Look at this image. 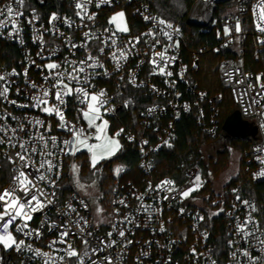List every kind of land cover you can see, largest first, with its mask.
Here are the masks:
<instances>
[{
  "label": "built area",
  "instance_id": "built-area-1",
  "mask_svg": "<svg viewBox=\"0 0 264 264\" xmlns=\"http://www.w3.org/2000/svg\"><path fill=\"white\" fill-rule=\"evenodd\" d=\"M230 1L233 5L218 21L214 20L216 5ZM77 2L79 0L70 1L69 11L51 10L46 13L31 7L29 0H24L22 7L15 0H0V9L6 10L7 6H11L14 12L23 13L10 18L5 11L0 16V23L6 24L0 27V45L5 43L13 49L6 55L9 63H0V75L6 77L9 89L7 99L0 97V117H6L0 119V125L17 129L11 143L8 142V137L12 136L9 131L4 137L5 143L0 144V193L14 187L15 169L23 164L15 154L21 151L18 144L26 143L29 150L33 146L37 148V153L32 155L33 166L25 170L30 173L28 178L32 180L44 173L48 179L36 181V184L47 194L41 199L45 202L51 200L43 209L29 213L31 219L26 221L27 227L23 231L16 230L17 225L25 223L20 218L10 226L9 231L14 238L24 241L19 250L11 247V256L17 264H46V261L47 264H80L81 259L83 264H212L213 261L215 264H252L250 258H257L256 264H264V250L257 239L264 237L256 232L245 239L238 231L251 214L260 225V231L264 232V223L253 199L244 197L234 188L227 199L218 196L213 201V205L225 204L221 213L226 222V252L219 259L213 253L211 232L205 225V208L192 199V195L203 187L201 174L190 170L181 184L171 178L155 180L156 168L152 156L176 140L175 125L183 115L197 110V124L211 138L218 135L220 126L217 103L223 99V94L211 96L190 80V67L185 59L187 43L181 23L169 22L155 15L151 6L142 0H111L110 3L92 0L87 5V13L94 14V19H82L76 14L79 11ZM97 3H100L99 7ZM260 3L261 0H196L188 12L189 22L212 32V39L203 44L198 52L192 53L196 64L199 56L207 50H230L234 54L220 61L219 79L222 86L230 91L235 111L243 121L256 128L255 138L250 137L253 147L249 160L251 178L255 183H264V175H261L264 173V94L261 92L264 72L248 70L243 55L248 18L258 47L253 54L254 60L260 61L264 51V32L257 27L258 24L264 27V21L259 19L257 5ZM121 8L129 12V19L133 16L136 20L129 21L128 33L117 31L110 23L111 13ZM53 14L57 19H51ZM13 18L15 29L11 23ZM160 20H164L165 24H160ZM237 22L240 25L238 32L235 30ZM166 24L173 27L168 28ZM112 32L116 33V44L112 45L110 40L104 44L103 41ZM85 33L95 34V38L86 39ZM164 33L171 34V39ZM137 37L140 38L138 42ZM120 51L126 53V58L119 57ZM114 52L118 59L113 57ZM160 52H165L164 60L156 55ZM89 54L98 58L102 67L88 68L90 86L83 83L80 86L88 87L92 94L104 93L102 99L106 103L101 110L110 120L111 132L120 140L134 143L140 155L139 183L125 182L117 177L110 206L102 212L103 219L98 225L92 219V210L84 196L76 192L68 196L62 193L65 164L70 161V151L61 152L60 149L66 147L65 141L70 142L67 148H71L74 140L72 132L61 127V120L55 112H44L42 108L45 105L36 107L34 100L48 90L47 106L57 105L52 77L57 72L71 71ZM153 59L157 61L156 65L151 63ZM165 61V70L171 72V76L159 72ZM50 63L60 67L48 69L46 65ZM79 75L83 81L85 73ZM4 84L0 81V85ZM71 86L75 88L78 85L72 81ZM124 86L145 90L156 100L141 112L138 132L120 125L119 109L122 106L119 100L124 94ZM85 108L86 105L75 94L65 97V103L60 105L64 121L84 128L88 140H93L95 128L89 129L87 120L81 114V109ZM114 123L119 126L114 127ZM21 125L23 130H20ZM118 132L119 136L116 135ZM41 134L47 140L46 149L43 143L30 139ZM52 137L56 138L55 144ZM12 144L17 146L12 147ZM41 150L54 155L42 157ZM9 157L16 163L11 162ZM42 159L52 161L54 168L51 172L45 171L47 165L40 172L36 171ZM120 167L126 171L124 166ZM197 175L200 176L199 188L183 198L182 191L196 186ZM50 180L54 184L49 183ZM165 181L172 183L164 184ZM16 195L23 196L18 190ZM244 201L254 205L255 211ZM2 211L3 205L0 204ZM252 227L248 223L246 230L251 231ZM120 231H124L123 237L119 235ZM62 232L69 234L62 237ZM109 233L112 235L109 236ZM112 241L116 243L112 244ZM37 250L40 255L36 254ZM71 250H75L78 257L68 256L67 252ZM245 250L249 256L242 254Z\"/></svg>",
  "mask_w": 264,
  "mask_h": 264
},
{
  "label": "trees",
  "instance_id": "trees-1",
  "mask_svg": "<svg viewBox=\"0 0 264 264\" xmlns=\"http://www.w3.org/2000/svg\"><path fill=\"white\" fill-rule=\"evenodd\" d=\"M71 0H29L31 7L48 13L51 10L59 12L70 10ZM151 6L153 13L169 22H179L183 26L185 32V40L187 48L185 50V59L189 64V78L193 83H196L200 88L208 91L211 96H216L218 93L223 94V99L218 101L219 107V132L215 138L205 134L197 124L198 113L193 110L190 114H185L176 122L175 130L177 134L176 140L171 144V147L163 148L158 153L152 156L155 164V180L171 178L176 183L181 184L186 180V173L189 169L199 166L202 169L203 177L205 178L204 186L198 192L192 195V199L202 193H208L204 197V201L208 208H223L225 204H212L214 191L212 182L217 180L218 168L226 165V155L228 154L227 144L236 141L240 149V172L227 182L224 187L225 198L227 199L231 190L237 188L241 195L253 199L257 205L259 216L264 223V183H255L251 178L249 160L252 155L253 141L250 138H225L224 127L235 114V106L230 94V91L224 88L219 79V63L224 57L234 55L230 50H220L213 52L205 51L199 56L198 63L192 59V53L207 44L206 42L212 39V32L205 31L195 24L188 21V12L196 0H142ZM233 5V1L219 3L216 5L213 18L218 21L225 13L228 7ZM130 21H136L130 16ZM247 19L245 31L247 32L245 40V53L243 55L245 67L252 71H264V51L260 61H255L253 58L254 52L257 50V44L252 33V26ZM208 48V47H207ZM13 51L7 44L0 45V63L8 64L7 53ZM124 94L120 98L121 108L119 114L121 117L120 125L123 124L128 128L139 131V120L141 112L145 108L155 103L156 100L145 90L124 86ZM125 102L128 103L125 106ZM114 127L119 126L114 123ZM121 148L118 154L107 161H103L96 167H91L88 156L85 152H81L73 157V161L79 165V174L83 181H95L97 183L102 198L100 202L108 209L110 206L112 189L118 178L115 176L114 167L120 162L126 168V174L122 176V181L139 183L140 170L138 167L140 155L137 146L134 143H129L121 138ZM222 141L223 147L216 152L215 159H208L206 162L202 157V148L206 145H212ZM70 161L65 164V173L62 183V193L68 196L72 193H78L77 190L68 185L71 178ZM220 172V171H219ZM203 208H206L203 205ZM206 215L205 225L209 228L212 236L213 253L220 259L222 254L226 252V222L221 212L212 216L207 214V210H203ZM1 264H17L11 256L10 251L2 250Z\"/></svg>",
  "mask_w": 264,
  "mask_h": 264
},
{
  "label": "snow or ice",
  "instance_id": "snow-or-ice-1",
  "mask_svg": "<svg viewBox=\"0 0 264 264\" xmlns=\"http://www.w3.org/2000/svg\"><path fill=\"white\" fill-rule=\"evenodd\" d=\"M92 0H79V2L76 3V8L79 10L76 14L77 16H80L82 19L85 17L88 20L94 19V14L89 15L87 13V5L90 4ZM111 0H100V3H110ZM15 3H17L20 7L24 5V0H15ZM100 3H97V7L100 6ZM259 8V19L261 21H264V0H261V3L257 5ZM6 11V14L11 18V17H19L23 13L20 11H15L11 6H7L6 10L5 9H0V16L4 15ZM124 18V13L120 12L113 16L111 18L110 22H116V21H123ZM147 18V17H146ZM52 20L57 19L55 14L51 17ZM12 26L15 29L16 23L15 19L13 18L11 20ZM160 24H165L164 20L159 21ZM6 24L0 23V27H5ZM166 27L172 28L173 26L171 24H166ZM259 30L261 32H264V27H262L260 24L257 25ZM116 28L118 31L122 32H127L129 29L124 26L121 27V25L118 23L116 25ZM237 32L240 31V25L237 22L236 29ZM105 31H109L108 29H105ZM225 32H228V29H225ZM11 35V33H10ZM164 35L168 36L169 39H171V34L169 33H164ZM116 33L112 32L111 35L103 41L104 44H107L108 41H111L112 45L116 44V39H115ZM86 39H91L95 38V34L92 33H85ZM139 37L136 38V41H139ZM157 43L159 41H156ZM131 43V42H130ZM72 47H78L77 45H71ZM86 46V45H85ZM100 51H103V48L100 49ZM166 51V50H165ZM158 57H160L161 60H164L165 57V52H160L156 54ZM113 57L117 58V54L114 52ZM119 57L126 58V53L124 51L119 52ZM171 59H174L171 58ZM91 62V63H89ZM154 65L157 64V61L153 59L151 61ZM167 61H165V66L159 67V72L160 74L168 75L171 76V72H166L165 67H166ZM46 67L48 69H58L60 65L55 64V63H50L47 64ZM96 67H102V65H99L98 63V58L93 57L91 54L88 55V57L85 60H82L79 62L78 65H74L71 69V71L68 72H57L55 75L52 77L55 81V83L52 85V88L56 89L55 91V99L58 102L57 105L55 106H47L48 105V100L47 97L49 96V91L45 90L43 91L41 96L34 97L35 100V106L40 107L41 105H45V107L42 108L44 112H47L51 114L52 112H55L60 120H61V127L68 128L69 131L72 132L74 141L77 142V145L83 144L85 147L88 148L90 152L93 153L91 160H92V165L95 167L97 163V156L95 152L93 151L97 147H101L95 144H88L87 140L89 139V136L86 134V130L84 128H77L74 125H69L67 122L64 121V116L63 113L60 110V105H63L65 103V97L71 96L73 94L77 95L80 99V102L82 104L86 105L85 109H81V114L85 120L88 122V127L89 129L95 128V139L96 140H101L102 139V133H104L105 128L107 127L108 121L103 120L102 123L100 124H95V120H102V115L100 112V109L104 107L106 101L102 99L104 96L103 92H100L99 94H92L88 91V87H83L80 86L82 83L84 85H89V73H87L88 68H96ZM79 73H85V76L83 78V81L81 80V77ZM14 74V73H13ZM257 79H261L260 77H257ZM67 80V83L65 82ZM0 81H4V85H0V97H3L4 99H7V93L9 91L7 87V80L6 77L3 75H0ZM72 81H76L77 87L73 88L71 86ZM35 87V86H34ZM261 92L264 94V84L261 85ZM11 103L15 104V101H11ZM105 111H108V109H105ZM151 111V110H150ZM0 119H6V117H0ZM36 124H40V121H36ZM20 130H23V126H20ZM9 131H11L12 136L8 137V142L11 143L13 136H15V133L17 129H9L7 125H0V133H3L2 136H0V144L5 143V136H8ZM122 131V130H121ZM119 132L116 133L117 136H119ZM30 139L41 142L44 144L45 149L47 148V140L45 139L44 135L41 134L39 137H30ZM53 143L55 144V137L51 138ZM103 139L106 142L105 151H108L109 155L115 154V151L119 149L120 145L119 142L116 139H108L107 137H103ZM69 141H65V148L60 149L61 152L64 151H70L72 154H75V151L78 150V146H73L72 148H67V145H69ZM17 145L12 144V147H16ZM19 148L21 149L20 152H17L15 154L16 159L19 161L23 162L22 165L17 167L15 171L17 172V175L13 177L14 179V187L9 190L6 189L3 191V193H0V204L3 205V211L0 212V228H2V232H0V244H2L4 247H13L15 246L17 250L20 249L21 245L24 244V241H17L14 236L11 234L9 231L10 226L13 225L14 221L17 220V218H20L21 220L25 221V223L21 225H17V231H23L27 227L26 221L31 219V216L29 215L30 212H36L38 210L43 209L44 207L47 206V204L51 203V200H47L45 202L42 200V197H45L47 194L44 193L41 189L37 187L36 181H44L48 179V177L44 173H40L38 176H36L34 179L30 180L28 176L30 175L29 172H26V169H30L34 161H32V155L37 153V148L35 146L31 147L29 150V147L26 146V143H19L18 144ZM171 147V145H169ZM42 157H48L54 155V153L47 152L45 150H41L40 152ZM10 161L13 163H16V160L13 158L9 157ZM45 165H47V168L45 169ZM54 168V165L50 159H42V162L39 165V168L36 169L37 172H40L41 169H45L46 172H51ZM76 166H73V171H76ZM119 171V170H117ZM261 175H264V173H261ZM196 180V186L192 188H188L184 191L181 192V196L183 198H187L190 196V194L194 191H196L199 186H200V176L197 175L195 177ZM49 183H53L54 181H49ZM164 184H171V181H165L163 182ZM159 187V186H158ZM20 191L23 196H18L16 195V192ZM123 203V201H121ZM243 203L248 204L250 208H252V211H255V206L249 204L248 201H244ZM102 211V209H98V212ZM202 219V217L200 218ZM251 223L252 224V230L248 231L247 229V224ZM238 231L243 234L244 238L247 239L249 236H254L256 232H260V235L264 237V232L260 231V225L256 223L255 220L252 219L251 214L249 215V218L247 221H245L243 226H240L238 228ZM31 233H26V235H30ZM39 235V233H36ZM69 233L68 232H62L61 236H67ZM90 235V233H89ZM109 236L112 235V233L108 234ZM119 235L123 237L125 235L124 231H120ZM258 243L261 245L262 250H264V239L257 238ZM63 242V241H61ZM85 243H87V240H85ZM112 244H115V241L111 242ZM110 246V245H109ZM31 250V249H30ZM98 250V249H95ZM37 255H40L39 251L37 250ZM244 256H249V253L247 250H245L242 253ZM43 255H47L44 253ZM68 256H77L78 253L75 250H71L67 252ZM233 256L235 257V253H233ZM108 258L106 257L105 260ZM252 259V264H256L257 258H250ZM47 264V261H46ZM80 264H83V260H80ZM212 264H215V261L212 262Z\"/></svg>",
  "mask_w": 264,
  "mask_h": 264
},
{
  "label": "rangeland",
  "instance_id": "rangeland-1",
  "mask_svg": "<svg viewBox=\"0 0 264 264\" xmlns=\"http://www.w3.org/2000/svg\"><path fill=\"white\" fill-rule=\"evenodd\" d=\"M120 12L124 13L123 21L118 20L116 22H110V23L114 27V29H116V30H117L116 25L118 23L121 25V27L126 26L129 29L127 32H122V31H119V32L128 33L130 31V27H129L130 19L128 17L129 12H127L125 9L121 8V9L115 10L113 13H111L110 21H111V18L113 16H115L116 14H118ZM100 112L102 115V120H100V122H97V120H95L94 123L100 124L103 122V120L108 121V124H107V127L105 128L104 133L101 134L102 139L96 140L94 138L93 140H87L88 144H95V145L101 146V147H97L96 149L93 150L97 156V163H96L95 167L103 161H107V160L114 158L118 154V152L121 148L120 139H118L116 136H114L110 130V120H109L108 116H106L104 114L103 110H101V109H100ZM103 137H107L108 139H116L119 142L120 147H119V149H117L115 151V154L109 155L108 151H105L104 146H106V142L103 139ZM74 145L78 146V150L75 151V154H72L70 152V165H71L70 174H71V178L68 182V185L75 188L77 190L78 194L84 196L87 199V201L90 205V208L92 210V215H91L92 219L94 220L95 225H98L99 222L103 219L102 212H106L108 210L106 208V206L100 202V199L102 198V193L100 192V189L98 188L97 183L95 181H83L81 179L80 174H79V170H80L79 165L73 161L74 156H76L77 154H79L81 152H85L88 156L90 166L93 167L92 160H91L93 153L90 152L88 150V148L85 147L83 144L77 145V142L73 140L71 148ZM222 147H223L222 141L216 142L215 144H212V145L204 146L202 148L203 159L206 162L210 158L215 159L216 152L219 149H222ZM227 150H228V154L226 155V159H225L226 165L224 167L221 166L220 168H218L220 172L218 171V173H217V180L212 182V189L214 191V197L212 200V204H213V201L216 198H218V196H225V192H224L225 185L227 184V182L229 180H231V178L235 177L241 171L240 170V168H241L240 156L242 154H241L240 149L238 148V146L236 144V141H232L231 143H228L227 144ZM74 165L76 166V169H77L76 171H73ZM120 166H122V164L120 162H118L114 167V173H115L116 177H120V179H122V176H124L126 174V171H122ZM117 170H119V171H117ZM190 170H192V171L196 170L199 174H201L203 182L205 183V181H204L205 178L203 177L201 167L195 166V167L189 169L188 171H190ZM204 183H203V186H204ZM207 195H208V193H202L201 195L195 196L194 199L197 200L201 205H204L206 207L205 209L207 210V213L210 215H216L219 212H221V208H208V206L206 205V202L204 201V197H207ZM98 209H102V211L98 212ZM10 249H11V247L6 248L2 244H0V264H1V259H2V250L9 252Z\"/></svg>",
  "mask_w": 264,
  "mask_h": 264
},
{
  "label": "water",
  "instance_id": "water-1",
  "mask_svg": "<svg viewBox=\"0 0 264 264\" xmlns=\"http://www.w3.org/2000/svg\"><path fill=\"white\" fill-rule=\"evenodd\" d=\"M224 131L227 136L233 138H255L256 128L251 127L248 123L240 118H233L226 124Z\"/></svg>",
  "mask_w": 264,
  "mask_h": 264
},
{
  "label": "crops",
  "instance_id": "crops-1",
  "mask_svg": "<svg viewBox=\"0 0 264 264\" xmlns=\"http://www.w3.org/2000/svg\"><path fill=\"white\" fill-rule=\"evenodd\" d=\"M233 118H237V119L240 118V119H242L241 116L239 115V113H238L237 111H235V114L231 117L230 121H231ZM225 134H226V132H225Z\"/></svg>",
  "mask_w": 264,
  "mask_h": 264
},
{
  "label": "flooded vegetation",
  "instance_id": "flooded-vegetation-1",
  "mask_svg": "<svg viewBox=\"0 0 264 264\" xmlns=\"http://www.w3.org/2000/svg\"><path fill=\"white\" fill-rule=\"evenodd\" d=\"M225 138H229L230 139V138H233V137H230V136L225 135Z\"/></svg>",
  "mask_w": 264,
  "mask_h": 264
}]
</instances>
